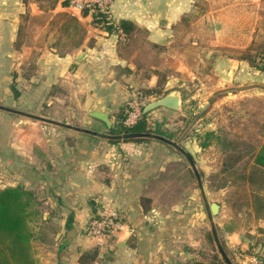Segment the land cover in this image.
<instances>
[{
	"label": "crops",
	"instance_id": "1",
	"mask_svg": "<svg viewBox=\"0 0 264 264\" xmlns=\"http://www.w3.org/2000/svg\"><path fill=\"white\" fill-rule=\"evenodd\" d=\"M63 2L0 0V102L14 111L42 112L32 116L48 120L0 114V169L10 174L8 185L33 191L39 202L36 234L48 252L38 257L40 264H81V257L92 251L97 258L87 264H178L177 256L184 264L199 261L190 246H173L185 236L184 227L174 229L185 211L178 216L174 209L159 212L152 190L175 161L174 152L177 158L181 152L167 138L170 143H110L114 137L104 123L87 114L103 105L114 112L131 97L127 92L133 93L128 80L134 66L118 48L122 39ZM60 12L85 28L80 46L50 26ZM110 12L117 23L130 20L146 29L150 43L181 38L183 49H197L200 62L213 60L224 82L240 87L264 83V72L248 61L264 52V0H112ZM62 42L58 52L56 44ZM184 58L182 71L194 74ZM68 90L81 93V106L73 104L80 106L79 113L63 98ZM60 104L69 108L68 116L51 117ZM110 120L113 124V113ZM142 198L150 200L147 207ZM93 199L96 206L90 204ZM105 213L119 217L117 231L88 237L85 222ZM258 227L264 228V222ZM248 243L264 260V244Z\"/></svg>",
	"mask_w": 264,
	"mask_h": 264
},
{
	"label": "rangeland",
	"instance_id": "2",
	"mask_svg": "<svg viewBox=\"0 0 264 264\" xmlns=\"http://www.w3.org/2000/svg\"><path fill=\"white\" fill-rule=\"evenodd\" d=\"M147 37L148 32L136 34L130 48L121 50V54L128 57L134 66V74L128 80L133 86V93L127 92L131 97L121 105L138 98L144 110L148 103L167 93L178 94L181 99L180 110L155 109L150 112L149 121L157 133L151 135L167 138L172 134V139L168 140L173 142L174 150H185L184 155L179 153L178 158V153L174 152L175 161L169 164L165 176L154 182L152 190L157 196L155 205L163 214L174 209L178 216L185 211L183 222L174 224L175 231L182 227L186 229L185 236H181L183 240L177 242L175 239V249L183 250L184 246H190L199 261H209L213 254L220 256L205 238L206 232H216L218 227L221 229V232L217 231L218 235L226 242L229 264H244L239 255H250L247 253L251 248L248 242L255 243L258 238H263L258 232L261 222H254L253 217L246 213L245 206L240 205L245 201L246 192L239 183L223 186L219 173L225 159L224 146L215 138H211L206 148H201L200 144L207 141V134L211 132L237 141L240 145L236 151L241 154L250 145L264 144V83L257 87H240L224 82L223 77L213 70V60L204 59L200 62L197 49H183L181 38H174L173 43L169 44L152 43L155 47L147 42ZM183 54L194 74L182 71ZM154 87L161 92L160 95L140 94ZM68 91L63 98L66 97L67 102L74 107L71 109L79 113L83 102L81 93L77 90ZM3 103L0 102L1 107L11 108ZM75 103H80V106L75 107ZM63 105L50 112L51 117H67L69 108ZM17 112L37 116L42 114L39 111ZM17 112L15 114H19ZM4 113L0 109V114ZM112 113L115 114L113 110ZM243 164L241 161L240 168ZM9 181L10 174L1 168V185L7 186ZM212 204L220 206L216 215ZM225 226H231L233 231H227ZM253 231L254 235L251 233ZM40 244L37 238L34 242L37 257L48 253L47 248ZM233 244L238 245L232 247ZM241 246H245L244 251ZM173 259L178 264H184L178 256Z\"/></svg>",
	"mask_w": 264,
	"mask_h": 264
},
{
	"label": "trees",
	"instance_id": "3",
	"mask_svg": "<svg viewBox=\"0 0 264 264\" xmlns=\"http://www.w3.org/2000/svg\"><path fill=\"white\" fill-rule=\"evenodd\" d=\"M63 5H69L68 0H64ZM82 14L88 15L89 13L85 10ZM91 16L95 27L106 31L110 35L116 34L118 37H123V40L119 41L118 44L120 51H127L130 48L136 34L147 33L130 20L106 24L105 16L102 14H92ZM50 26L58 27V31L62 34L60 38L70 39L75 46H80L85 38V28L78 19L68 13L60 12L55 14L50 20ZM21 34L22 27L19 30V38ZM147 42L149 43V41ZM150 44L156 47V45ZM56 48L60 52V49L64 48V42L57 43ZM260 54H264V52L259 53L256 57L248 58V61L252 66L264 72V64L258 65L256 62ZM14 77H16V74ZM12 91L14 97L17 98L19 92L15 86H13ZM160 93L154 87L149 90H143L140 94L154 96L160 95ZM126 111L127 105H121L114 111L115 120L112 127L107 128L104 124L107 134L112 137H118L109 140V142L149 143L153 141V138L150 137H140L141 135L156 133L150 125V112L147 114L143 113L141 119L136 124L128 127L124 125V120L127 116ZM211 138H215L224 146L223 153H225V159L219 173L223 186L239 183L246 192L244 196L245 201L240 205L245 206L246 213L253 217L254 222H264V144L250 145L246 152L241 154L239 151H236L240 145L237 141L228 140L227 137L216 136L214 132H211L207 134V141L202 142L200 147L206 148ZM167 139L171 140L172 134ZM241 161L244 164L240 168L239 164ZM142 200L143 206L147 207L146 205H148L150 200L148 198H142ZM40 215L39 202L33 191L27 190L22 185L2 186L0 183V264H40L34 249V242L37 239L36 225H38ZM100 217L101 214L93 215L85 222V225L91 220ZM117 221H119V217H117ZM225 229L229 232L233 231L231 226H225ZM216 230L221 232V229L218 227ZM217 231L206 232L205 238L213 246L212 250H216L220 256L213 254L209 261H196L192 264H228L230 262L226 242L218 235ZM258 232L262 234L263 238H258L256 244L262 246L264 244V228L259 227ZM217 243L219 244L217 245ZM247 253L262 259L260 253L251 251V248ZM96 258L97 252L92 251L84 254L80 261L81 264H87Z\"/></svg>",
	"mask_w": 264,
	"mask_h": 264
},
{
	"label": "built area",
	"instance_id": "4",
	"mask_svg": "<svg viewBox=\"0 0 264 264\" xmlns=\"http://www.w3.org/2000/svg\"><path fill=\"white\" fill-rule=\"evenodd\" d=\"M69 5L79 10L81 13L85 10L89 14H102L105 16L106 24H115V20L111 15L110 7L112 0H68ZM123 40V37L120 36ZM256 62L258 65L264 64V54H260ZM143 104L140 99H136L127 103V116L124 120V125L131 127L136 124L142 117ZM116 214L105 213L100 218L93 219L88 222L84 230L90 238H104L114 234L119 228ZM244 264H264V260L259 259L253 255L241 254L239 255Z\"/></svg>",
	"mask_w": 264,
	"mask_h": 264
},
{
	"label": "water",
	"instance_id": "5",
	"mask_svg": "<svg viewBox=\"0 0 264 264\" xmlns=\"http://www.w3.org/2000/svg\"><path fill=\"white\" fill-rule=\"evenodd\" d=\"M158 108H165V109H169L171 111H178L181 108V99H180L179 95L174 93V92L167 93L162 98H160V99H158L156 101L148 103L145 106V108L143 110V113L147 114V113H149V112H151V111H153L155 109H158ZM0 109L4 110V111H7V112H13V113L17 112V111H14V110H11V109H8V108H5V107H1V106H0ZM111 112H112V109L110 107L103 105V106H100V107L91 108L87 112V114L91 118L103 122L106 125L107 128H111L112 127V122L110 120ZM17 113H19L20 115L32 118V119L42 120V121H45V122L48 121V120L39 118L37 116H32L30 114H25V113H20V112H17ZM140 137H150V138H153V139H156V140H160V141H163V142L170 143L168 140H166L165 138L160 137L158 135H151L150 134V135H141ZM114 138H118V137H114ZM178 150L181 153H184V151L181 148H178ZM90 204L92 206H96L97 205V200L96 199L91 200ZM219 208H220V206L218 204H212L213 213L215 215L218 214ZM261 256L264 258V247H263ZM228 264H229V262H228Z\"/></svg>",
	"mask_w": 264,
	"mask_h": 264
}]
</instances>
